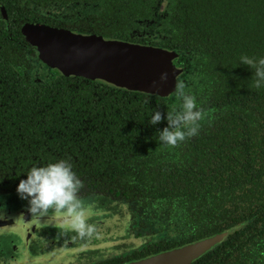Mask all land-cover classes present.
Listing matches in <instances>:
<instances>
[{"label":"trees","instance_id":"1","mask_svg":"<svg viewBox=\"0 0 264 264\" xmlns=\"http://www.w3.org/2000/svg\"><path fill=\"white\" fill-rule=\"evenodd\" d=\"M0 5L1 193L16 192L32 167L65 160L82 182L78 194L128 199L144 219L176 221L175 238L143 254L228 231L190 264H264V84L255 87V70L241 62L264 58V0ZM160 6L162 19L145 24ZM26 22L176 51L178 79L202 113L198 134L166 145L159 136L167 113L183 103L174 92L65 76L25 40ZM155 111L162 119L152 125Z\"/></svg>","mask_w":264,"mask_h":264},{"label":"water","instance_id":"2","mask_svg":"<svg viewBox=\"0 0 264 264\" xmlns=\"http://www.w3.org/2000/svg\"><path fill=\"white\" fill-rule=\"evenodd\" d=\"M0 9L3 11L2 5ZM21 33L47 67L65 76L102 79L119 87L164 97L174 92L176 78L182 71L173 63L177 55L174 50L105 39L94 33H75L38 22L24 23ZM162 72L168 74V79L161 84ZM153 81L159 86L153 87ZM227 233H215L130 264H188L212 249Z\"/></svg>","mask_w":264,"mask_h":264},{"label":"rangeland","instance_id":"3","mask_svg":"<svg viewBox=\"0 0 264 264\" xmlns=\"http://www.w3.org/2000/svg\"><path fill=\"white\" fill-rule=\"evenodd\" d=\"M80 199L93 228L84 236L58 220L32 217L27 200L17 193L0 194V264H86L146 243L136 235L134 211L124 201L96 193Z\"/></svg>","mask_w":264,"mask_h":264},{"label":"clouds","instance_id":"4","mask_svg":"<svg viewBox=\"0 0 264 264\" xmlns=\"http://www.w3.org/2000/svg\"><path fill=\"white\" fill-rule=\"evenodd\" d=\"M241 62L255 70V87H261L264 84V58L257 62L245 56L241 57ZM167 79L168 74L162 72L159 82L162 84ZM152 86L158 87L159 84L153 81ZM185 88V83L176 78L174 94L183 103L179 111L167 113L168 126L160 131L159 140L173 147L186 138L197 135L200 127L198 122L202 118L195 96L186 94ZM161 119V112L155 111L150 123L155 125ZM81 187L82 182L72 171L71 164L59 160L47 166L32 167L26 179L19 181L16 192L21 199L27 200L28 211L32 217L39 220H58L61 227L84 236L90 234L93 228L88 223V209L78 195Z\"/></svg>","mask_w":264,"mask_h":264},{"label":"flooded vegetation","instance_id":"5","mask_svg":"<svg viewBox=\"0 0 264 264\" xmlns=\"http://www.w3.org/2000/svg\"><path fill=\"white\" fill-rule=\"evenodd\" d=\"M161 9H163L162 6H160V8L156 9V14H155L156 19H154V17L153 18L150 17L148 20L145 21V24L153 25V23L161 20L163 17V14H162L163 11H161ZM48 10H51L50 7L48 8ZM48 10H46V12H44V14L49 15L50 12ZM53 11L57 12V11H59V9L57 8V11H55L53 9ZM70 16L75 17L74 15H70ZM61 17H65V15L63 14ZM67 17L63 18L61 21L68 19ZM38 23H42V22H38ZM44 24H46V23H44ZM54 27H56V26H54ZM61 28H64V27H61ZM72 32H74V31H72ZM75 33H78V32H75ZM90 34H92V33H90ZM94 34H96V33H94ZM121 41H123V40H121ZM174 59L175 58H173L174 65L177 68L181 69V67H178L176 65L177 63H175L177 60H174ZM179 75H178V77H179ZM32 77H34V79H40L41 78L40 74L39 75L32 74ZM4 193H17V192L13 191V192H4ZM0 194H2V193L0 192ZM96 194H98V193H96ZM78 195H79V198H81V197L87 196L89 194H85V195L78 194ZM104 196H107L113 200L124 201L128 207L130 206V208H132V210L134 211V215H135L136 235H142V236L146 237V243L143 246H141L140 248L133 249L130 252H126L123 254H115V255H111V256L106 257V258L105 257L96 258L95 260H93V262L86 263V264H130L134 261L145 258L147 256H150V255H153V254H156V253H159V252H162L165 250H169L171 248L178 247V246L184 245L186 243H189V242H186V243H182L179 245H173L171 247H167V248L152 251V252H146L143 254V252L148 250L150 246L157 247L159 242H161V241L169 242L173 238H175V236L177 235V231L179 232V228L176 226V221L174 219H171V218L170 219L164 218V220L162 221L163 218H161L160 222H158L157 221L158 219L157 220L153 219L149 215L144 219L143 217H141L143 215V211L140 209V207L136 203H134L128 199H124V198H120V197H111L109 195H104ZM195 260H197V258ZM195 260H193L192 262H194ZM192 262H190V263H192ZM190 263H188V264H190ZM75 264H80V263L78 262Z\"/></svg>","mask_w":264,"mask_h":264}]
</instances>
